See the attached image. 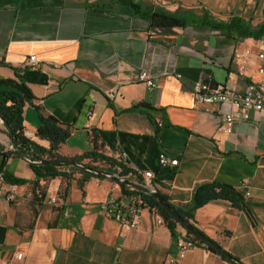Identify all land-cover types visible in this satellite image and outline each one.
<instances>
[{
  "label": "crops",
  "instance_id": "1",
  "mask_svg": "<svg viewBox=\"0 0 264 264\" xmlns=\"http://www.w3.org/2000/svg\"><path fill=\"white\" fill-rule=\"evenodd\" d=\"M125 2L183 17L188 24L154 29ZM234 18L247 28H239L241 33L258 32L264 0H0V80L27 70L48 75L46 85L28 83L35 99L24 111L25 135L43 147L49 143L36 136L37 108L72 128L62 155L90 152L97 138L108 156L125 154L133 171H151V185L172 204L191 202L195 186L204 182L236 188L245 209L213 201L197 211L196 226L243 264H264V113L250 111L249 121L224 134L222 114L237 109L200 103L194 93L198 81L243 92L248 83L264 79L261 38L212 29ZM33 55L37 65L29 67ZM142 71L157 89L139 82ZM0 145L11 150L1 121ZM162 152L179 165L161 169ZM3 170L0 263L165 264L176 253L177 238L149 210L130 229L102 214L99 205L108 198L127 200L119 182L92 178L82 191L77 174L63 197L67 181L55 178L38 202L31 163L16 156ZM11 186L12 201L7 199ZM183 232L178 229V236ZM18 252L22 261L13 259ZM181 264L231 263L197 247Z\"/></svg>",
  "mask_w": 264,
  "mask_h": 264
},
{
  "label": "trees",
  "instance_id": "2",
  "mask_svg": "<svg viewBox=\"0 0 264 264\" xmlns=\"http://www.w3.org/2000/svg\"><path fill=\"white\" fill-rule=\"evenodd\" d=\"M130 6L134 12L140 17L146 18L150 22V26L154 29H183L187 26L188 21L180 16L172 15L165 11H142L139 6L132 2H125ZM244 28L241 19L234 18L228 23H219L212 26V29H221L223 31L236 30L239 37H255L259 39L264 36V25H261L259 31L256 33H241L239 30ZM26 72V71H24ZM24 72L22 74H24ZM20 73L16 79L0 80V119L4 120L14 131V140L20 147L26 148L29 156L35 157L37 161H72L77 164L94 169L99 173H94L86 170L70 167L65 164L56 165H32V169L36 175L34 200L42 202L45 200L46 184L55 179L61 178L67 181V186L61 192L63 197L69 193L70 181L74 179L75 175H80L77 180L78 187L83 191L85 184L92 178H107V176H118L125 179H140L136 176V172L129 168L128 164L122 159H117L105 154L102 144L95 139L94 149L90 152L84 153L80 156L66 157L61 154V147L67 142L72 134V128L69 125L61 123L53 116H47L37 108L39 112V127L36 136L49 143V147H43L25 135L24 126V111L26 106L32 105L34 95L28 83L24 80ZM16 157L12 150H6L4 146L0 145V169H4L5 161L9 158ZM7 177V176H6ZM16 185L25 184L24 181L13 180ZM43 182L45 183L43 185ZM120 186L124 192V196L137 195L141 198L142 205L149 208H157L165 220V225L169 228L172 235L178 237V229L185 230L188 238L198 247L208 249L214 252L208 245L195 238L190 232L183 228L176 220H174L155 200V198L139 189H132L125 184ZM170 206L180 215V217L187 223L198 229L196 226V213L199 209L207 204L216 201L224 200L232 204L237 209H245V200L243 195L234 187L228 184L219 182H204L197 184L193 190L192 200L186 204H172L169 202L167 196L157 191ZM199 230V229H198ZM200 231V230H199ZM201 232V231H200ZM204 234V233H203ZM205 235V234H204ZM217 254V253H216ZM223 259L231 264H236L227 260L221 255Z\"/></svg>",
  "mask_w": 264,
  "mask_h": 264
},
{
  "label": "built area",
  "instance_id": "3",
  "mask_svg": "<svg viewBox=\"0 0 264 264\" xmlns=\"http://www.w3.org/2000/svg\"><path fill=\"white\" fill-rule=\"evenodd\" d=\"M238 66L240 70L245 71V60L242 55L238 56ZM258 59L264 61V36L260 39V52L258 54ZM37 57L30 56L27 61V66H36ZM259 73L264 76V65L259 68ZM178 77H180L178 75ZM139 82L144 83L151 89H157L158 84L149 75L147 71H142L139 75ZM194 93L196 100L203 104H219L221 106H230L231 108L237 109V112H226L222 114L220 130L224 134H232L234 131V126L244 121H249L251 115L249 112L255 114L264 113V79L259 82H250L247 84L246 89L243 92H237L234 89H228L221 86L211 85L209 83L196 82L194 86ZM113 97V95H110ZM159 127H163L160 123ZM119 159L128 164V160L125 154H121ZM159 166L161 169H170L179 165L178 159L169 158L164 152L159 155ZM136 176L140 179H132L134 182H138L150 191H156L151 185L150 180L154 177L151 171L144 173L136 172ZM108 178V177H107ZM125 179V178H123ZM6 184V175L4 170L0 169V197H2L3 189ZM45 183L43 182V185ZM132 188V187H130ZM135 189V188H132ZM15 188L10 187L9 193L7 194V199L14 200ZM126 201H122L117 197H110L103 203L99 205L102 214L117 223L122 227L130 229L137 228L139 226L140 219L145 210H149L150 213L155 217L156 223L158 225H164L165 220L157 208H149L142 205L141 198L137 195L125 196ZM60 198L59 195L54 196L50 199L52 203H55ZM176 253L169 256L165 264H181L186 258L187 254L197 248L187 236L186 231L176 239ZM23 252H18L14 254L13 259L15 261H22ZM9 264V263H0Z\"/></svg>",
  "mask_w": 264,
  "mask_h": 264
},
{
  "label": "water",
  "instance_id": "4",
  "mask_svg": "<svg viewBox=\"0 0 264 264\" xmlns=\"http://www.w3.org/2000/svg\"><path fill=\"white\" fill-rule=\"evenodd\" d=\"M24 80L29 84H37V85H46L48 82V75L44 72H41L39 70H27L23 75ZM1 123L6 127L10 139H11V150L14 151L16 156L23 158L27 162L31 163L32 165H56V164H65L73 168L86 170L94 173H99L98 171L94 169L87 168L86 166L77 164L72 161H37L35 157L29 156L27 154L26 148L20 147L18 143L14 140V131L13 129L2 119H0ZM109 179H112L116 182H119L121 184H125L128 187H132L135 189L143 190L145 192H148L151 194L157 203L174 219L176 220L183 228H185L188 232H190L195 238L200 240L201 242L208 245L214 252L217 254H220L224 256L227 260L234 262L236 264H243L239 259L232 256L230 253H228L226 250H224L219 244L208 238L206 235H204L202 232H200L198 229L194 228L192 225L187 224L181 217L178 215L176 211L170 206V204L167 202L166 199H164L157 191H150L143 185H141L138 182H134L132 180L123 179L118 176H107Z\"/></svg>",
  "mask_w": 264,
  "mask_h": 264
}]
</instances>
